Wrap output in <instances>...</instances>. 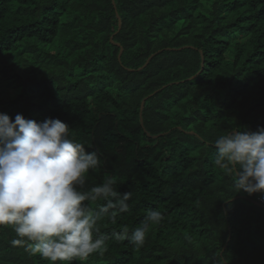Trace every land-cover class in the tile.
Returning a JSON list of instances; mask_svg holds the SVG:
<instances>
[{
  "label": "trees",
  "instance_id": "trees-1",
  "mask_svg": "<svg viewBox=\"0 0 264 264\" xmlns=\"http://www.w3.org/2000/svg\"><path fill=\"white\" fill-rule=\"evenodd\" d=\"M0 113L66 122L102 160L87 187L132 193L72 264H264V193L213 163L219 136L264 126V0H0ZM149 210L143 247L113 239ZM16 238L0 225V264H51Z\"/></svg>",
  "mask_w": 264,
  "mask_h": 264
},
{
  "label": "clouds",
  "instance_id": "clouds-1",
  "mask_svg": "<svg viewBox=\"0 0 264 264\" xmlns=\"http://www.w3.org/2000/svg\"><path fill=\"white\" fill-rule=\"evenodd\" d=\"M90 147L72 137L70 125L59 118L37 121L18 113L13 119L0 113V225L15 231L14 247L51 264L83 262L106 251V238H94L98 222L106 214L115 224L129 210L132 193L121 194L110 175L87 187L90 172L102 167ZM215 147L213 163L235 172L237 192L264 193V126L221 135ZM99 201L106 203L95 210L92 204ZM163 219L161 211L149 210L140 226L124 227L113 239L143 247L150 227Z\"/></svg>",
  "mask_w": 264,
  "mask_h": 264
},
{
  "label": "water",
  "instance_id": "water-1",
  "mask_svg": "<svg viewBox=\"0 0 264 264\" xmlns=\"http://www.w3.org/2000/svg\"><path fill=\"white\" fill-rule=\"evenodd\" d=\"M142 109H143V106H142Z\"/></svg>",
  "mask_w": 264,
  "mask_h": 264
}]
</instances>
